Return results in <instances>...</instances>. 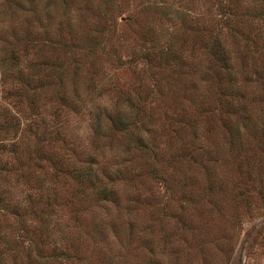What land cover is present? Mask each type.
<instances>
[{
  "label": "rangeland",
  "instance_id": "obj_1",
  "mask_svg": "<svg viewBox=\"0 0 264 264\" xmlns=\"http://www.w3.org/2000/svg\"><path fill=\"white\" fill-rule=\"evenodd\" d=\"M20 1L0 264H264V0H51L31 26Z\"/></svg>",
  "mask_w": 264,
  "mask_h": 264
},
{
  "label": "trees",
  "instance_id": "obj_2",
  "mask_svg": "<svg viewBox=\"0 0 264 264\" xmlns=\"http://www.w3.org/2000/svg\"><path fill=\"white\" fill-rule=\"evenodd\" d=\"M20 2L22 3V0ZM27 2L28 3H27L26 6L28 8L27 11L30 13V18L29 17H26L25 21L27 23H29V26H31L33 24V22H35V21L40 22L41 20H43V19L40 18V17H42L41 16L42 15L41 14V10L45 11V9H47L48 7H50L51 4H52L51 0H49L44 5H42V7H40V3L36 2L35 0L34 1L33 0H27ZM50 13L51 12L47 11V13L45 15L49 17L50 16ZM227 21H228V19L226 18L225 19V22H227ZM29 36H30L29 34H26V37L27 38ZM23 37H24L23 35H21V37L15 36V38H13V41H15L17 43V40L20 41V40H22ZM68 45L69 44L66 43L64 46H68ZM219 49H220V52H218V54L220 55L221 59H225V55H224V52H223L224 50H222L221 48H219ZM8 51H9V55L10 56H8V59L7 60L9 62L10 69H12V70L17 69V74H19V76L16 77L17 80H15V82H17L18 85L20 84V82H22L23 84L28 85L29 82H31V81H33V82L34 81H38V78L37 79L31 78V77H28L27 78V77L23 76L21 74V69H19L20 68L19 63H17V60L19 59V57L17 56V58H16L14 56L13 47L11 46V49L8 50ZM35 58L36 57L33 58V60H32L33 62L31 63V66L33 68H35V65H39L37 63V61H35ZM14 65H16V68L13 67ZM34 87H36V86H34ZM115 120L119 124L120 130H125V131L128 130V128H127L128 121L125 120V117L123 115L122 116L121 115H117ZM140 138L141 137H137L135 139L137 141V140H140ZM83 172H82V170H80L79 171V175H82ZM84 174L86 176L93 174V164L90 163V165H87L86 166V170H85ZM101 190H102V192L104 194H106L107 190H106L105 187H101Z\"/></svg>",
  "mask_w": 264,
  "mask_h": 264
}]
</instances>
